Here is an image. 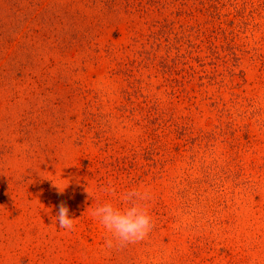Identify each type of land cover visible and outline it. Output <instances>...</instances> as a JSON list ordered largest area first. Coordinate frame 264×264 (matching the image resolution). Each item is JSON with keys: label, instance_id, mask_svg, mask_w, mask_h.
I'll use <instances>...</instances> for the list:
<instances>
[{"label": "rangeland", "instance_id": "rangeland-1", "mask_svg": "<svg viewBox=\"0 0 264 264\" xmlns=\"http://www.w3.org/2000/svg\"><path fill=\"white\" fill-rule=\"evenodd\" d=\"M0 264H264V0H0Z\"/></svg>", "mask_w": 264, "mask_h": 264}, {"label": "clouds", "instance_id": "clouds-1", "mask_svg": "<svg viewBox=\"0 0 264 264\" xmlns=\"http://www.w3.org/2000/svg\"><path fill=\"white\" fill-rule=\"evenodd\" d=\"M101 191L107 193L110 198L100 204L94 202L91 208L92 215L110 235V238L105 240L107 248L138 243L152 232L155 219L149 208V201L152 199L149 189L134 187L117 195L114 186L108 184L102 187ZM54 218L53 222L65 231H73L78 220L70 215L69 208L63 203L58 206Z\"/></svg>", "mask_w": 264, "mask_h": 264}]
</instances>
